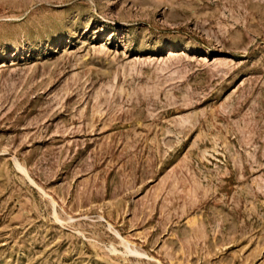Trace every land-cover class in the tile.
<instances>
[{
    "label": "rangeland",
    "instance_id": "374dc122",
    "mask_svg": "<svg viewBox=\"0 0 264 264\" xmlns=\"http://www.w3.org/2000/svg\"><path fill=\"white\" fill-rule=\"evenodd\" d=\"M0 264H264V0H0Z\"/></svg>",
    "mask_w": 264,
    "mask_h": 264
}]
</instances>
